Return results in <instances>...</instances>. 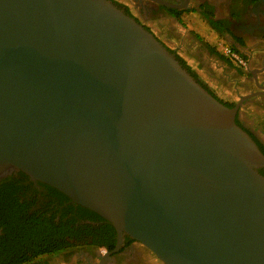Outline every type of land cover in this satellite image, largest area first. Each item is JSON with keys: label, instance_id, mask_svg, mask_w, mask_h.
<instances>
[{"label": "water", "instance_id": "obj_1", "mask_svg": "<svg viewBox=\"0 0 264 264\" xmlns=\"http://www.w3.org/2000/svg\"><path fill=\"white\" fill-rule=\"evenodd\" d=\"M247 97L226 106L112 0H0V180L58 189L164 264H264Z\"/></svg>", "mask_w": 264, "mask_h": 264}, {"label": "flooded vegetation", "instance_id": "obj_2", "mask_svg": "<svg viewBox=\"0 0 264 264\" xmlns=\"http://www.w3.org/2000/svg\"><path fill=\"white\" fill-rule=\"evenodd\" d=\"M112 1L177 56L180 52L193 49V46L197 51L204 48L210 54L214 52L224 56L223 47L229 46L244 57L247 62L245 68L233 65L243 72L241 85L247 90L237 95L233 106L240 96L249 97L242 101L236 119L247 132L264 143L260 130L253 128L239 113L246 103L254 105L258 102L261 105L264 101L261 98L264 92H260L264 87V80H261L264 78V59L258 66L252 67L250 52L253 49L248 45L255 40L258 47L261 45L258 50L264 54V0ZM186 16L201 20L218 41L207 42L189 27ZM260 73H263L261 78L258 76ZM0 186L4 190L14 188L6 200L12 205L8 209L16 215L33 216L29 221H23L26 231L23 238L16 237L18 239L6 238L4 233L12 219H6L5 223L0 219V264H164L141 242L125 232L119 234L97 213L46 183L16 172L1 179ZM0 193L4 194V191ZM0 215L2 217L3 213ZM13 231L10 230L11 234ZM58 244H62L59 249Z\"/></svg>", "mask_w": 264, "mask_h": 264}, {"label": "crops", "instance_id": "obj_3", "mask_svg": "<svg viewBox=\"0 0 264 264\" xmlns=\"http://www.w3.org/2000/svg\"><path fill=\"white\" fill-rule=\"evenodd\" d=\"M186 21L190 28L202 35V37L210 44L217 42L218 38L213 35L207 26L198 20L195 16H186ZM253 50H251V65L252 67L258 66L263 57V53L258 50V44L255 40L248 43ZM257 47V48H254ZM181 57L198 75L199 79L219 95L223 100L236 99L238 94L246 93L247 87L241 85L243 78L240 70L230 63L223 55L207 52L206 49H199L193 46L187 52H180ZM263 73L258 74V76ZM264 77V76H263ZM261 80H264L262 78ZM226 96L227 99H224ZM264 100V97H261ZM249 106V105H248Z\"/></svg>", "mask_w": 264, "mask_h": 264}, {"label": "trees", "instance_id": "obj_4", "mask_svg": "<svg viewBox=\"0 0 264 264\" xmlns=\"http://www.w3.org/2000/svg\"><path fill=\"white\" fill-rule=\"evenodd\" d=\"M178 58H179L181 64L184 67H186L187 70L190 71L192 73V75L196 79H198V81L201 83L202 81L199 79L197 73L181 57L178 56ZM203 85L210 93H212L214 96H216L214 94L215 92L212 90L211 87L207 86L205 83H203ZM220 100L223 101V103L226 106H228V107H232L234 102H235V99H230V100H222V99H220ZM236 122L238 124H240V121L238 119H236ZM248 133L252 137V139L255 141V143L258 145V147L260 148L262 153L264 154V143H262L254 134H252L250 132H248ZM260 173L264 176V167H262L260 169ZM18 174L21 175V176L28 177L25 173H23L21 171H18ZM13 189H14L13 187H7L4 190L0 186V192L4 191V194L0 193V214L3 213L2 217H0V219H2L4 223H5L6 219H10V218L12 219L13 223L12 222H11V224L7 223L9 225H6L4 233H6V235H5L6 238L7 237H9V238L12 237L13 239H18L16 237L23 238L24 233L26 231V228L24 226H22L23 221H27V220L29 221V218H31L33 216L30 217L28 214H25V217L20 215V214L16 215V214H14L12 209H8L12 205H9V202H7L6 200H7L8 196L11 194ZM11 229H14L12 234L10 232ZM57 246H58L57 249H59V248L62 247V244H58ZM2 262L7 263V261H5V260H2Z\"/></svg>", "mask_w": 264, "mask_h": 264}, {"label": "rangeland", "instance_id": "obj_5", "mask_svg": "<svg viewBox=\"0 0 264 264\" xmlns=\"http://www.w3.org/2000/svg\"><path fill=\"white\" fill-rule=\"evenodd\" d=\"M224 99H227L226 96H224ZM253 104L254 105L246 103L241 107L239 113L242 119L249 122L253 128L259 129V133L264 135V101H261V105L258 102H254Z\"/></svg>", "mask_w": 264, "mask_h": 264}, {"label": "built area", "instance_id": "obj_6", "mask_svg": "<svg viewBox=\"0 0 264 264\" xmlns=\"http://www.w3.org/2000/svg\"><path fill=\"white\" fill-rule=\"evenodd\" d=\"M224 56L231 61L234 65L245 68L247 66V62L244 57H242L239 53H237L234 49L229 46L223 47Z\"/></svg>", "mask_w": 264, "mask_h": 264}]
</instances>
